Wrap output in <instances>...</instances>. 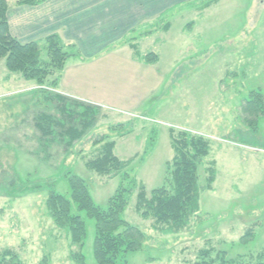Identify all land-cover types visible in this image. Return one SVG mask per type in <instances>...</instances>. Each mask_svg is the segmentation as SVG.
I'll return each mask as SVG.
<instances>
[{
	"label": "rangeland",
	"instance_id": "1",
	"mask_svg": "<svg viewBox=\"0 0 264 264\" xmlns=\"http://www.w3.org/2000/svg\"><path fill=\"white\" fill-rule=\"evenodd\" d=\"M164 17L168 34L166 20L157 19L120 35L107 27L97 43L100 52L79 43L66 47L74 55L66 70L54 72L52 79L60 78L56 89L10 72L0 59V258L11 250L24 264L45 258L49 264H77L72 254L78 248L46 204L52 185L70 196L64 176L72 172L88 183L102 209L120 185L132 190L123 218L146 242L128 255V264L264 262V116L253 134L242 110L250 92L264 95V0H187ZM87 47L97 49L91 41ZM40 48L48 60L47 45ZM151 53L159 56L155 64L146 63ZM82 81L79 96L69 87ZM53 90L74 98H67L73 105L87 93L101 99L95 125L70 148L62 125L49 135L39 128L42 115L75 124L61 115ZM172 130L175 137H203L210 154L199 171L200 211L186 228L167 232V225L138 213L136 204L142 186L149 196L162 186L173 192ZM108 142H116L114 154L125 168L100 176L87 163L101 157ZM211 168L217 178L208 190ZM37 186L45 189L32 191ZM74 212L86 222V264H97L95 221L76 205ZM248 234L254 238L244 244Z\"/></svg>",
	"mask_w": 264,
	"mask_h": 264
},
{
	"label": "trees",
	"instance_id": "2",
	"mask_svg": "<svg viewBox=\"0 0 264 264\" xmlns=\"http://www.w3.org/2000/svg\"><path fill=\"white\" fill-rule=\"evenodd\" d=\"M47 0H19L18 5L38 6ZM210 6V3L207 4ZM9 4L7 0H0V59L6 60L10 72L21 73L29 81H36L40 86L50 82L56 89L60 78L52 79L55 71H64L70 58L66 46L58 35L46 38L48 60L42 59V50L37 42L22 43L11 34L9 19ZM137 51V46L133 45ZM153 57V58H150ZM158 55L151 53L147 56V64H155ZM61 76V75H60ZM55 92V90H53ZM54 99L60 105L62 116L75 120L77 125L66 126L65 121L53 122L47 116L40 117L39 128L44 135L54 134V127L62 125L63 140L67 147H73L80 141L88 130L96 123L100 113V106L83 101L70 104L67 95L55 92ZM74 99V98H71ZM89 105H86V104ZM78 111H76V110ZM243 113L247 117L245 123L253 134L259 129L260 118L264 116V95L260 91H252L243 104ZM77 112L78 114H74ZM77 118V119H75ZM81 126V129L79 128ZM173 133V134H172ZM175 157L170 164V178L173 180V192L164 186L154 190L148 195L146 186H142L137 196L136 210L145 218H154L158 225H167L168 231H180L186 228L192 216L200 211V196L203 191L200 186L199 171L205 159L210 154L208 142L199 136L188 132H180L175 137L172 130ZM116 142H108L104 146V153L96 160L87 163V168L100 175L109 176L125 168L114 150ZM207 189L212 190L216 181L217 172L214 168L208 170ZM71 190L69 197L56 191L54 185L50 186L47 209L55 224L66 230L71 236L72 245L78 248L72 254L77 264H86L83 254L87 238L86 222L80 214L74 212V205L81 212L95 221V240L93 245L94 257L97 264H128L127 257L131 253L143 250L146 242L145 234L137 227L132 226L123 218L128 207L132 190L120 185L115 195L109 200L108 208L98 207L92 198L88 183L79 175L67 172L64 176ZM126 178V177H125ZM137 188V183L134 184ZM45 189L37 186L32 191ZM254 236L248 234L242 239L244 244L250 242ZM0 264H24L20 257L9 250L0 258ZM40 264H49L44 259ZM202 264H207L203 262ZM209 264V263H208ZM222 264H229L224 261ZM230 264H235L230 261ZM259 264H264L260 262Z\"/></svg>",
	"mask_w": 264,
	"mask_h": 264
},
{
	"label": "crops",
	"instance_id": "3",
	"mask_svg": "<svg viewBox=\"0 0 264 264\" xmlns=\"http://www.w3.org/2000/svg\"><path fill=\"white\" fill-rule=\"evenodd\" d=\"M7 1L10 31L20 42H37L41 45L46 44L48 36L58 35L66 47L79 43L88 52L96 53L102 50L97 43L100 42L101 32L107 27L113 32L118 30L117 35H120L136 30L143 24L152 25L157 19L164 21L168 10L187 0H47L38 6L18 5L19 0L13 4ZM168 21L162 22L168 27L165 31L167 34L171 27ZM153 32L147 31L146 34ZM90 41L97 49L87 47ZM61 81L65 86L66 78ZM83 86L82 81L69 89L79 95ZM90 94L87 93V97L80 100L102 105L101 99Z\"/></svg>",
	"mask_w": 264,
	"mask_h": 264
}]
</instances>
